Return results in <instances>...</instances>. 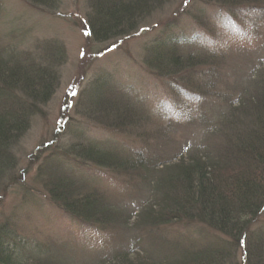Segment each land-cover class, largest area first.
<instances>
[{
  "label": "trees",
  "instance_id": "16d2710c",
  "mask_svg": "<svg viewBox=\"0 0 264 264\" xmlns=\"http://www.w3.org/2000/svg\"><path fill=\"white\" fill-rule=\"evenodd\" d=\"M25 1L54 13L62 0ZM174 1L88 0L86 33L97 45L116 44L109 47L114 50L139 35L153 14ZM189 1L192 9L184 16L192 25L187 29L179 28V21L166 25L141 46V60L155 78L165 81L166 91H172V105L157 104V108L170 121L180 118L201 125L199 142L185 140L174 152L165 153L160 146L164 142L159 141L145 158L141 149L114 142L79 141L64 149L54 137L56 146L31 183L39 185L50 204L70 220L98 236L109 234L112 250L81 257L87 253L84 246L62 240L29 251L27 239L12 236L15 225L7 217L0 222V264H264V52L232 73L238 80L224 87L222 105L214 98L217 93L206 95L195 106L185 107L182 101L187 86L193 87L199 77L220 74L226 61L225 54L197 44L203 39L200 30L211 22L213 30L230 16L235 21L228 19L229 23L242 27L247 20L240 19L236 9L252 12L264 7V0ZM210 6L224 16L217 11L206 14L203 7ZM3 8L0 1V20ZM1 43L0 38V198L7 187L21 185L25 174L17 172L16 151L54 98L66 58L57 42L31 52ZM111 80L110 72H98L78 94L76 114L110 133L133 137L145 112L126 93H116ZM66 123L60 119L58 128L64 129ZM80 165L130 175L145 191L139 208L126 212L122 201L111 199L101 180L90 179ZM172 232L177 237L168 239ZM192 232L196 240L180 235Z\"/></svg>",
  "mask_w": 264,
  "mask_h": 264
},
{
  "label": "rangeland",
  "instance_id": "374dc122",
  "mask_svg": "<svg viewBox=\"0 0 264 264\" xmlns=\"http://www.w3.org/2000/svg\"><path fill=\"white\" fill-rule=\"evenodd\" d=\"M0 1L4 7V15L0 20L2 45H12L20 51L31 52L36 47L40 49L46 43L57 42L63 46L66 53L64 66L59 70L61 80L54 98L44 109L42 116L35 118L30 131L16 151V160L20 163L17 172L22 170L25 176L21 177L23 179L20 181L21 185L7 187L1 196L0 222L11 217L15 225L12 236L22 235L27 239L25 242L30 244L25 249L29 251L34 250L33 248L38 244L48 246L55 242L69 240L84 246L83 250L87 253L81 257L88 258L102 253L106 255L112 250L114 244L109 234L105 237L98 236L91 229L82 227L73 219L70 220L62 211L50 204V201L40 191L39 185L34 186L31 179L35 176L43 159L46 161L47 154L52 153V149L56 146L52 142L54 137L58 139L57 145L64 149L72 142L79 141L99 145L114 142L131 150L141 149L145 158L153 151L150 147H155L159 141L164 142L160 146H163L165 153L174 152L176 147H179L185 140L190 143L199 142L197 139L201 134L198 132L201 133V129H204L201 125L198 126L195 123L192 125L186 122V119L180 118L170 121V118L163 115L157 108V104H163L166 107L172 105V99L169 98L170 95L172 96V91H166L165 81L155 78L153 73L144 67L141 60V46L148 42L153 34L166 29V25L174 21H179V28L187 29L192 25L187 16H184L192 9V2L189 0L172 2L169 8L153 14L149 22L140 28L142 31L139 30V35H135L133 39L118 44L114 50H110L109 47L116 44L97 45L89 39L86 33L85 15L88 11V0H62L59 11L54 13L35 9L25 0ZM203 8L206 14L217 11L224 16V13L214 6ZM249 11L236 9L237 16L247 20L246 25L241 24L242 27H235L229 23L228 19L234 20L230 16L213 30H211L212 22L200 30L198 35H201L203 39H200L197 44L202 48L205 46L210 51L225 54L226 61L220 74L213 76L214 79L212 75L199 77L193 87H186L187 90L185 89L182 95L185 107L195 106L199 101H203L206 95L210 94L209 98H211L216 93L214 98L219 99L218 104L222 105L220 97L226 92L224 87H229L230 83L238 80L232 77V73L236 69L237 72L242 70V65L252 64L254 60L263 55L264 7ZM148 29H150L149 32L144 31ZM253 35L259 36L254 37ZM104 70L110 72L116 93H126L129 99L137 103L145 112L142 115V121L139 122L141 128L133 137L110 133L76 114L75 104L78 94L86 89L87 83L95 78L98 72ZM64 107L68 109L63 111ZM62 117L67 123L64 129H59L58 122L63 119ZM206 120H209L208 115H206ZM212 122L217 123L215 119ZM157 137L161 139L157 140ZM89 167L78 166L79 170L90 179L103 181L99 182L101 186L103 185L104 192L111 199L122 201V206L127 207L126 212L139 208L145 191L142 187L135 185L130 175L125 173L117 176L106 170L100 171ZM93 182L96 187L101 188L98 182L91 180V184ZM131 221L132 219L129 222ZM182 233L180 235L184 240L197 239V234L194 232L187 235ZM176 237L177 234L173 232L168 235V239Z\"/></svg>",
  "mask_w": 264,
  "mask_h": 264
},
{
  "label": "clouds",
  "instance_id": "9594fccd",
  "mask_svg": "<svg viewBox=\"0 0 264 264\" xmlns=\"http://www.w3.org/2000/svg\"><path fill=\"white\" fill-rule=\"evenodd\" d=\"M234 103H238V100L237 101H234Z\"/></svg>",
  "mask_w": 264,
  "mask_h": 264
}]
</instances>
